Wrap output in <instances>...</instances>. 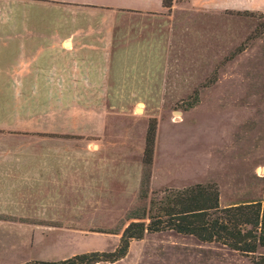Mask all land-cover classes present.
Returning <instances> with one entry per match:
<instances>
[{
	"label": "rangeland",
	"instance_id": "rangeland-1",
	"mask_svg": "<svg viewBox=\"0 0 264 264\" xmlns=\"http://www.w3.org/2000/svg\"><path fill=\"white\" fill-rule=\"evenodd\" d=\"M174 3L176 8L163 10L150 21L162 29L166 42L167 78L161 93L103 96L101 111L92 110L93 103L80 106L73 96V120L82 116L104 121L102 149L125 157L122 162L129 164V177L118 189L79 192L82 200L72 201L67 222H32L35 217L24 216L20 218L27 222L0 223V264L112 252L131 221L129 213L143 205L137 200L138 166L151 121L155 142L148 192L214 184L221 207L264 201V10L207 14L190 9L187 0ZM81 20L73 16L75 25ZM52 21L55 18L42 19ZM119 25L125 30L137 24L132 27L122 21ZM129 65H115L113 72L122 77ZM135 101L138 105L132 104ZM99 192L101 198L93 199ZM30 193L24 192L20 199L22 209L37 211ZM258 253H264V248ZM249 261L217 243L166 231L131 241L125 256L113 263L95 264Z\"/></svg>",
	"mask_w": 264,
	"mask_h": 264
},
{
	"label": "crops",
	"instance_id": "crops-1",
	"mask_svg": "<svg viewBox=\"0 0 264 264\" xmlns=\"http://www.w3.org/2000/svg\"><path fill=\"white\" fill-rule=\"evenodd\" d=\"M187 6L207 14L263 11L264 0ZM163 10L161 0H0V223L27 222L24 216L67 222L79 192L118 189L129 177L125 157L102 149L104 121L73 120V96L101 111L103 96L161 93L166 42L150 21ZM46 16L55 21L42 22ZM122 21L137 25L124 30ZM128 63L122 77L113 72ZM24 192L37 211L22 209Z\"/></svg>",
	"mask_w": 264,
	"mask_h": 264
},
{
	"label": "trees",
	"instance_id": "trees-1",
	"mask_svg": "<svg viewBox=\"0 0 264 264\" xmlns=\"http://www.w3.org/2000/svg\"><path fill=\"white\" fill-rule=\"evenodd\" d=\"M174 0H161L168 11ZM155 142V123H148L141 157V175L137 200L143 205L131 213L121 231L117 246L109 253L75 255L61 261H30L23 264H95L113 263L123 258L131 241L144 234L174 232L204 243H217L240 255L250 264H264V201H251L221 207L214 184H195L181 189L163 188L148 192Z\"/></svg>",
	"mask_w": 264,
	"mask_h": 264
}]
</instances>
